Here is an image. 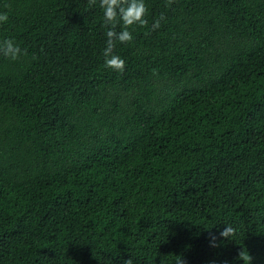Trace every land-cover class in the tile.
I'll use <instances>...</instances> for the list:
<instances>
[{"label":"trees","instance_id":"16d2710c","mask_svg":"<svg viewBox=\"0 0 264 264\" xmlns=\"http://www.w3.org/2000/svg\"><path fill=\"white\" fill-rule=\"evenodd\" d=\"M145 8L0 0V264H264V0Z\"/></svg>","mask_w":264,"mask_h":264},{"label":"clouds","instance_id":"9594fccd","mask_svg":"<svg viewBox=\"0 0 264 264\" xmlns=\"http://www.w3.org/2000/svg\"><path fill=\"white\" fill-rule=\"evenodd\" d=\"M100 8L102 9V23L105 26V47L103 48V65L106 68H111L117 71H122L124 67V59L113 52L114 42H125L132 39V34L128 31V25L138 24L145 25L147 21L144 19L146 8L145 0H99ZM163 13L154 18L150 27L156 29L160 26L163 20ZM8 19L7 11H0V22H5ZM121 27L116 30L117 24ZM23 50L17 43H14L12 38H5L0 43V53L10 59H16L18 54H22ZM233 232V228L229 224H224L219 229L220 237L227 236ZM215 240V236L210 238ZM125 264H131V260L125 261ZM178 264H181L178 261Z\"/></svg>","mask_w":264,"mask_h":264}]
</instances>
